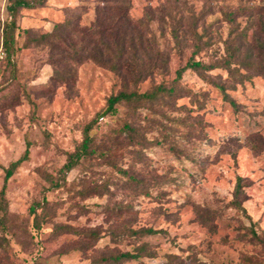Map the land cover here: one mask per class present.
<instances>
[{"label":"rangeland","instance_id":"obj_1","mask_svg":"<svg viewBox=\"0 0 264 264\" xmlns=\"http://www.w3.org/2000/svg\"><path fill=\"white\" fill-rule=\"evenodd\" d=\"M100 1L45 0L34 9H20L18 51L10 65L3 27L12 18L9 1L0 0V264H94L107 248L132 250L124 237L112 243V230L143 227L165 231L143 238L157 254L142 260L147 264H169L168 256L175 264H264L262 76L250 75L240 84L227 81L225 70L211 72L228 86L227 94L237 107L191 70L183 74L182 91L174 101L137 112L117 105V113L105 115L91 131L109 152L82 160L63 176L67 155L82 141L85 126L119 92L120 80L86 62L76 69L74 80L55 81L50 48L37 38L76 16H81V26L89 25ZM261 3L131 0L132 19L142 18L148 9L155 12L152 30L160 48L171 56L168 74L147 80L140 91L170 84L191 56V48L182 43L189 44L190 35L183 33L179 42L172 35L171 24L179 25L181 16L192 12L199 17L211 8L212 14L196 28L203 42L211 44L197 56L208 64L225 54L230 26L222 12ZM163 18L166 23L160 21ZM237 22L240 29L251 26L245 17H237ZM126 121L137 122L139 141L117 135ZM27 147L28 160L5 185V168ZM121 170L140 184L129 181ZM239 177L244 178L240 200L245 212L231 204ZM49 180L58 187L52 188ZM45 199L48 217L37 208ZM32 209L39 215L40 228ZM94 229L101 239L88 248L77 232Z\"/></svg>","mask_w":264,"mask_h":264},{"label":"trees","instance_id":"obj_2","mask_svg":"<svg viewBox=\"0 0 264 264\" xmlns=\"http://www.w3.org/2000/svg\"><path fill=\"white\" fill-rule=\"evenodd\" d=\"M7 11L12 18L11 22L3 27V48L5 49L8 62L17 53V41L15 30L17 29L16 17L20 9H34L45 0H8ZM131 0H102L94 8V19L87 26H81V16H76L63 23L56 24L50 33L43 34L37 38V42L44 43L50 48L51 65L54 68L52 78L55 81H70L75 79L76 69L83 63L91 62L101 68L114 73L120 80V90L111 95L107 101L106 109L94 118L83 130V139L72 153L67 155V161L62 171L66 176L73 169H77L82 160L91 159L97 155L104 156L109 150L103 151L101 143H97L91 131L98 121L105 115L117 113V105L123 104L132 111L137 112L140 108L147 106H161L169 101H174L175 96L182 91L179 82L187 70L195 72L202 80L213 84L233 107L236 102L227 94V85L221 83L219 76H212L211 72L217 69L225 70L229 76L227 81L242 84L250 75H258L264 78V0H257L261 4L251 6H240L237 10L228 8L223 11L224 20L229 23V38L225 41V54L216 60L206 64L197 60V56L205 49L211 47L210 42H203L202 35L196 31L198 23L204 16L212 13L211 8L204 10L199 17L188 12L181 16L180 23L171 24L174 39L179 42L180 35L188 34L191 48V56L184 67L175 73V78L168 84L162 82L152 88L141 92L140 86L149 79L158 76L165 77L170 71L171 56L160 48L158 38L152 30V24L157 20L155 12L146 10L144 16L138 20L130 17ZM82 15V13H81ZM189 16V17H187ZM237 17H245L251 26L240 29ZM166 23V19L160 20ZM251 31V32H250ZM164 37V34H162ZM242 69L246 73L242 72ZM232 87V86H231ZM117 135H125L131 141H139L140 130L135 121H126L123 127L116 132ZM111 138L110 140H112ZM29 147L24 155L17 161L5 168V185L19 166L28 160ZM121 173L129 181L139 183L133 175L126 170ZM244 178L239 177L236 182L234 200L232 206L245 212L240 197L242 195ZM53 187H58L53 180H49ZM5 185L1 192L4 197ZM48 201L45 199L38 203L37 208H43L47 216ZM1 207L3 206L0 202ZM3 208V207H2ZM111 210V208H108ZM35 226L40 228L39 215L32 209ZM50 218V217H49ZM46 221V220H45ZM206 224V222H202ZM68 229L69 227L66 226ZM112 230L111 242L119 243L120 237L129 241L132 250L121 251L117 248H107L99 258L94 259V264H147L143 259L156 258L157 254L149 243L143 241L146 236L157 235L165 232L154 228H127L123 232ZM68 230V233H72ZM77 234L82 237L83 245L93 247L101 239V232L97 229ZM122 235V236H121ZM174 257L168 256L169 264H175Z\"/></svg>","mask_w":264,"mask_h":264}]
</instances>
